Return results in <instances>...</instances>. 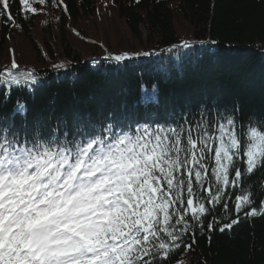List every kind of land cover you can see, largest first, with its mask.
Wrapping results in <instances>:
<instances>
[{
  "label": "snow or ice",
  "instance_id": "1",
  "mask_svg": "<svg viewBox=\"0 0 264 264\" xmlns=\"http://www.w3.org/2000/svg\"><path fill=\"white\" fill-rule=\"evenodd\" d=\"M14 2L17 14L27 19L23 13L38 14L42 9L34 4L46 0ZM9 9V0H0L5 26L18 27ZM193 43L206 42L182 40L172 48L189 49ZM152 55L154 50H122L105 59L121 64ZM17 67L13 59L0 84H19L21 77L36 81L30 71L13 74ZM143 103L158 104L156 92ZM238 107V102L225 107L229 114L218 117L215 131L202 115L193 120L191 114L188 119L148 114L136 121L138 127L126 128L104 126L102 120L99 131L91 119L77 118L80 138L62 142L43 124L17 128L14 120L0 121V264H171L213 224L223 233L256 217L264 183L248 185L264 176V120L249 117L245 160ZM15 111H26L19 98ZM109 118L116 119L109 114L104 120ZM229 194L237 218L221 227L213 206L227 209L223 201ZM245 205L251 211L241 217Z\"/></svg>",
  "mask_w": 264,
  "mask_h": 264
},
{
  "label": "trees",
  "instance_id": "2",
  "mask_svg": "<svg viewBox=\"0 0 264 264\" xmlns=\"http://www.w3.org/2000/svg\"><path fill=\"white\" fill-rule=\"evenodd\" d=\"M9 4L11 23L18 27H6L0 17V79L15 59L18 67L12 73L30 71L36 81L21 77L19 84H0V121L14 120L17 128L43 124L61 142L80 138L77 118L91 119L99 131L102 120L104 126L126 128L138 127L136 121L148 114L170 119L191 114L193 120L202 115L215 131L218 117L229 114L225 107L238 102L237 132L243 127L246 160L249 117L264 120V0H63L67 12L46 0L34 4L42 9L38 14L23 13L27 19L17 14L14 0ZM107 20L112 29L101 26ZM182 40L206 43L172 48ZM122 50H154L155 55L121 64L105 59ZM61 63L64 68L53 67ZM154 91L158 104L145 105L144 97ZM18 98L25 112L15 111ZM109 114L116 119L104 120ZM257 181L264 183V176L253 177L249 188ZM223 202L227 209L213 206L221 227L237 218L234 197L229 194ZM256 204V217L223 233L213 224L176 259L184 264H264V201ZM252 206L245 205L239 215ZM211 222L204 220L205 225Z\"/></svg>",
  "mask_w": 264,
  "mask_h": 264
},
{
  "label": "rangeland",
  "instance_id": "3",
  "mask_svg": "<svg viewBox=\"0 0 264 264\" xmlns=\"http://www.w3.org/2000/svg\"><path fill=\"white\" fill-rule=\"evenodd\" d=\"M108 22H109V23H108ZM108 25H110V21L107 20V22H104V24H102L101 26L105 27L106 30H109V29H112V28H113L112 26H108ZM101 26H100V27H101ZM106 26H108V27H106ZM141 29H142V37L145 38V36H146V30H145L144 27H142ZM120 33H124V31H121ZM107 34H108V33H107ZM77 36H79V35H77ZM79 37H81V36H79ZM84 39L87 40V38H86L85 36H84ZM107 55H108V54H107ZM106 57H107V56H106Z\"/></svg>",
  "mask_w": 264,
  "mask_h": 264
},
{
  "label": "water",
  "instance_id": "4",
  "mask_svg": "<svg viewBox=\"0 0 264 264\" xmlns=\"http://www.w3.org/2000/svg\"><path fill=\"white\" fill-rule=\"evenodd\" d=\"M79 36L83 37L82 35H79ZM83 38H84V37H83Z\"/></svg>",
  "mask_w": 264,
  "mask_h": 264
}]
</instances>
